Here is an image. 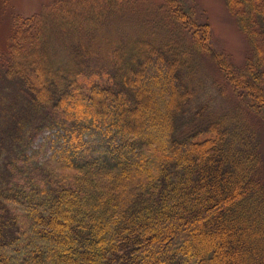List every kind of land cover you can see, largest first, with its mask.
I'll use <instances>...</instances> for the list:
<instances>
[{"label":"trees","instance_id":"1","mask_svg":"<svg viewBox=\"0 0 264 264\" xmlns=\"http://www.w3.org/2000/svg\"><path fill=\"white\" fill-rule=\"evenodd\" d=\"M226 3L253 51L244 67L183 0L12 17L4 76L43 116L16 118L19 153L0 171V264H264L261 147L200 97L210 59L223 97L264 112V0ZM129 13L138 31L120 27ZM44 130L58 148L40 161Z\"/></svg>","mask_w":264,"mask_h":264},{"label":"rangeland","instance_id":"2","mask_svg":"<svg viewBox=\"0 0 264 264\" xmlns=\"http://www.w3.org/2000/svg\"><path fill=\"white\" fill-rule=\"evenodd\" d=\"M53 1L0 0V44L9 35L12 27V17L15 14H31L39 11L43 5ZM183 2L188 7L189 5L193 6L194 9H192L210 23L214 49L227 56L235 67H244L250 54L253 55V51L248 37L240 29L236 17L229 11L226 0H183ZM128 9L130 12L136 10L133 5L129 6ZM136 17L137 14L129 13L127 17L121 18L120 27L123 25L131 27L136 24L133 30L138 31ZM29 54H31V48L24 47L23 55L28 56ZM213 63L210 59L207 60L204 70L205 86L200 97L207 91L213 114L215 116L227 115L229 117L228 124H231L232 127L236 126L238 131H248L252 139L259 143L264 159V112L259 115L249 114L247 113V105L242 103L241 100L236 101L232 96L223 97L212 84L219 77L218 68ZM4 70L5 61L0 58V171L5 169L4 164L10 157L19 153V145L12 142L17 135L20 136L16 133L21 128L19 121L15 123L16 118H27L33 122H40V117L43 116V112L34 107L17 90L16 84L4 76ZM238 108L241 109L242 114H240ZM152 115L159 119L157 113H152ZM21 124H23V121ZM32 128L33 125L23 127L27 131H31ZM22 135H25V133H22ZM50 135L51 138H56L55 132L44 130L35 139L34 147L39 148L42 143L45 144L44 152L38 156L40 161L49 158L58 148V143L48 140L47 136ZM16 139L20 140V137ZM92 143L96 144L97 142L92 141Z\"/></svg>","mask_w":264,"mask_h":264}]
</instances>
